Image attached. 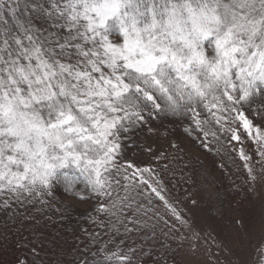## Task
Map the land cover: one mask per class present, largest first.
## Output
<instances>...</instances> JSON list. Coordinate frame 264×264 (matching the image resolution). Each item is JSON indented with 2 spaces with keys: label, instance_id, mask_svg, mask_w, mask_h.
I'll return each mask as SVG.
<instances>
[{
  "label": "snow or ice",
  "instance_id": "obj_1",
  "mask_svg": "<svg viewBox=\"0 0 264 264\" xmlns=\"http://www.w3.org/2000/svg\"><path fill=\"white\" fill-rule=\"evenodd\" d=\"M192 149L239 201L202 185ZM230 211L227 264H264V0H0L10 264H179L184 246L223 264L196 217Z\"/></svg>",
  "mask_w": 264,
  "mask_h": 264
},
{
  "label": "rangeland",
  "instance_id": "obj_2",
  "mask_svg": "<svg viewBox=\"0 0 264 264\" xmlns=\"http://www.w3.org/2000/svg\"><path fill=\"white\" fill-rule=\"evenodd\" d=\"M192 151L195 154L200 155V158L203 161L204 170L207 173V180H202V185L215 192V189L212 188V185L209 184L208 181L218 182L220 180V173L217 172L214 167H212V161L208 156L196 153L195 149H192ZM226 201L229 202V207H231L232 201ZM259 204V197H254L249 199L244 204L243 208V212H247L250 218L249 227L253 228L254 233L252 238L245 245L242 252L241 258L245 261L255 260V247L261 238L259 225ZM232 215H234V213L230 211L228 214H226L224 219H220L218 216L201 213H197L196 217L197 227L204 230L202 235L210 232L217 241L224 245V250L219 252V259L223 262V264H227L229 259H235V256L232 255V253L240 251L239 248L234 247L230 242L231 236L237 231V229L228 222ZM212 250L217 251L215 247H213ZM179 264H211V262L209 257L205 254L203 247L198 248L196 251H191L187 246H184L181 247V259Z\"/></svg>",
  "mask_w": 264,
  "mask_h": 264
},
{
  "label": "trees",
  "instance_id": "obj_3",
  "mask_svg": "<svg viewBox=\"0 0 264 264\" xmlns=\"http://www.w3.org/2000/svg\"><path fill=\"white\" fill-rule=\"evenodd\" d=\"M206 156H208L210 160L212 161V164H211L212 167H214V169L220 173V180L217 182V184L219 185L220 191L224 195L225 199L234 202L233 196H235V200L239 201L243 193H241V195H236L234 192H232L230 189V183H231L230 179L226 177L225 174L220 169L215 168L216 159L210 154ZM177 251H178L177 260L180 262L181 247L178 248ZM17 254H18L17 249L11 243H9L7 250L0 252V261H3V264H10V262L15 258V255Z\"/></svg>",
  "mask_w": 264,
  "mask_h": 264
}]
</instances>
